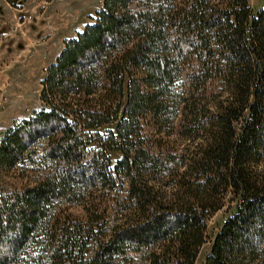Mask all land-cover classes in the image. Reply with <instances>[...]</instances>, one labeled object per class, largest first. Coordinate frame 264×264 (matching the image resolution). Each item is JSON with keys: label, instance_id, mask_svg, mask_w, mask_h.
Masks as SVG:
<instances>
[{"label": "trees", "instance_id": "1", "mask_svg": "<svg viewBox=\"0 0 264 264\" xmlns=\"http://www.w3.org/2000/svg\"><path fill=\"white\" fill-rule=\"evenodd\" d=\"M42 85L0 133V264H264V7L103 0Z\"/></svg>", "mask_w": 264, "mask_h": 264}, {"label": "rangeland", "instance_id": "2", "mask_svg": "<svg viewBox=\"0 0 264 264\" xmlns=\"http://www.w3.org/2000/svg\"><path fill=\"white\" fill-rule=\"evenodd\" d=\"M248 1L254 10L264 7V0ZM102 4L103 0H0L1 134L43 106L40 95L47 66L64 40L92 21ZM111 157L114 161L115 153ZM73 209L82 215L77 205ZM229 215L226 205L215 212L209 220L210 234ZM210 245V240L203 245L195 264H203ZM94 247L92 243L87 249L88 256Z\"/></svg>", "mask_w": 264, "mask_h": 264}, {"label": "bare ground", "instance_id": "3", "mask_svg": "<svg viewBox=\"0 0 264 264\" xmlns=\"http://www.w3.org/2000/svg\"><path fill=\"white\" fill-rule=\"evenodd\" d=\"M54 17V16H53ZM63 17V16H62ZM50 24V23H49ZM51 26V25H50Z\"/></svg>", "mask_w": 264, "mask_h": 264}]
</instances>
